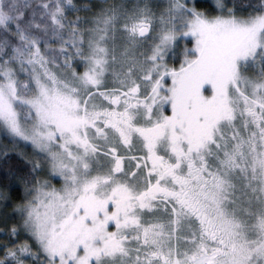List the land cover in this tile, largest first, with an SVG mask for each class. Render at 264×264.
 I'll return each instance as SVG.
<instances>
[{
  "label": "snow or ice",
  "instance_id": "snow-or-ice-1",
  "mask_svg": "<svg viewBox=\"0 0 264 264\" xmlns=\"http://www.w3.org/2000/svg\"><path fill=\"white\" fill-rule=\"evenodd\" d=\"M0 264H264V0H0Z\"/></svg>",
  "mask_w": 264,
  "mask_h": 264
}]
</instances>
